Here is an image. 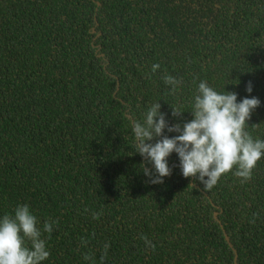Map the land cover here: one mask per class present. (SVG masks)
I'll return each mask as SVG.
<instances>
[{"label":"trees","instance_id":"obj_1","mask_svg":"<svg viewBox=\"0 0 264 264\" xmlns=\"http://www.w3.org/2000/svg\"><path fill=\"white\" fill-rule=\"evenodd\" d=\"M201 81L258 98L264 140V0H0V218L53 222L42 264H264V156L206 189L135 152L133 124L192 120Z\"/></svg>","mask_w":264,"mask_h":264},{"label":"clouds","instance_id":"obj_2","mask_svg":"<svg viewBox=\"0 0 264 264\" xmlns=\"http://www.w3.org/2000/svg\"><path fill=\"white\" fill-rule=\"evenodd\" d=\"M157 68L159 65H153V71ZM165 83L175 86L179 81L169 76L165 77ZM246 91L252 92L251 82ZM260 103L256 97H245L238 102L236 93L217 92L201 81L191 111L193 119L182 126H169L160 111V103L152 105L144 122H135L132 126L135 152L154 166V172L143 168L145 175L153 184L163 183V178L172 174L168 157L175 152L182 175L197 179L203 188L211 189L222 175L234 168L236 176L250 179L257 162L264 156V140H254L246 125ZM172 109L174 117L183 113ZM165 129L179 134L170 138L164 135ZM38 225L27 204L18 205L14 214L0 218V264H42L49 257L46 241L41 236L42 232L53 231V222L46 221L42 229ZM26 241H30V246Z\"/></svg>","mask_w":264,"mask_h":264},{"label":"water","instance_id":"obj_3","mask_svg":"<svg viewBox=\"0 0 264 264\" xmlns=\"http://www.w3.org/2000/svg\"><path fill=\"white\" fill-rule=\"evenodd\" d=\"M225 239H226V241L229 243V245L231 246L230 241H229V238H228L227 235H225Z\"/></svg>","mask_w":264,"mask_h":264}]
</instances>
